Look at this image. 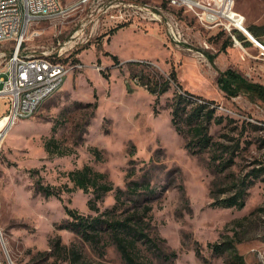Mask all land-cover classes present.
<instances>
[{"label":"rangeland","instance_id":"1","mask_svg":"<svg viewBox=\"0 0 264 264\" xmlns=\"http://www.w3.org/2000/svg\"><path fill=\"white\" fill-rule=\"evenodd\" d=\"M81 1L67 18L36 24L41 35L28 41L29 54L45 57L68 46L63 58L70 70L33 115L0 133V264H70L76 252L79 263L128 264L110 231L91 243L63 227L71 220L65 205L85 215L113 208L114 218L135 219L150 236L131 250L138 264H230L228 253L209 245L225 240L235 242L244 264H264V176L251 184L242 208L214 203L264 158V99L243 89L229 94L219 84L221 72L233 68L264 85V43L239 38L251 41L249 25L264 30V0H235L242 20L230 29L205 25L191 10L178 12L187 38L180 46L162 24L109 22L106 0H60ZM166 79L170 87L161 95L143 84ZM184 90L217 104L224 119L209 125L215 141H240L226 169L214 165L210 148L186 147L193 104L185 105L179 130L172 122L174 98ZM10 109L9 98L0 97V118ZM53 134L70 154H49L44 141ZM85 164L106 173L113 189L100 197L77 188L61 199L40 191L38 180L72 186L69 171ZM120 237L129 244L131 235ZM58 238L65 248L55 244Z\"/></svg>","mask_w":264,"mask_h":264},{"label":"trees","instance_id":"2","mask_svg":"<svg viewBox=\"0 0 264 264\" xmlns=\"http://www.w3.org/2000/svg\"><path fill=\"white\" fill-rule=\"evenodd\" d=\"M182 12V10H181ZM120 26V25H119ZM260 41L264 43L262 35L264 30H260L259 27L249 25L247 27ZM239 38L246 42L251 43L247 37L239 33ZM233 43V40L229 44ZM116 63H119V57L117 55H112ZM66 61V58L63 59ZM141 61H130V63H139ZM106 77L108 75L104 74ZM171 78L176 80L175 73ZM137 82H141L139 77H135ZM170 80L166 79L162 82H158L155 87H151L148 82H143L146 87L158 95L168 91L170 87ZM219 84L227 93L237 94L239 90L243 89L248 91L255 96H259L264 99V85L258 82L247 80L241 73L237 72L233 68H228L221 72L219 77ZM180 86V85H179ZM159 96H157V100ZM193 104L190 111L186 113V117L189 118V124L192 131V137L187 141L186 147L192 153H200L202 151L210 148L212 150L211 159L214 165L219 169H226L231 166L232 162L235 160L237 150L240 148V141H236L235 145H230L225 142L215 141L214 137L210 133V127L212 121L222 122L224 117L217 116V104L214 100L203 99L200 96L194 95L189 91H181L177 93L173 102L172 109V122L176 126L177 130L180 129L178 119L184 114L185 105ZM90 104V103H88ZM97 107V103L94 104V109ZM88 120V119H87ZM86 120V121H87ZM54 129H57L54 126ZM45 148L49 154L66 155L70 154L72 151L65 150L58 142L57 137L53 134L44 141ZM255 166L247 171L242 177L235 180L233 186L230 187V194L226 197L218 198L214 201L215 204L223 207H237L242 208L245 205V199L251 184L264 176V158L257 160ZM68 176L73 182L70 186L68 183L63 185H52L44 184L38 180V187L45 196H56L62 198V193L64 191H73L77 188L82 189L85 192H91L97 196H102L104 193L113 189V185L107 180L106 173L102 171L95 170L92 166L85 164L82 167L75 168L69 171ZM138 184V183H137ZM223 192H227L224 190ZM66 213L71 217L68 223H65L63 227L68 229H74L79 232L85 239L91 243L97 242V235L101 234V230H108L111 236L117 242L118 247L122 251L128 264H138L135 260V256L132 253V249L135 248L137 241L142 240L148 242L150 236L141 230L138 222L131 217H126L123 219L114 218L111 213L114 211L113 208L105 210L104 212L97 215H85L81 213L78 209L65 205ZM107 214V216L105 215ZM131 235V239L128 242L124 241L123 237H120L121 232ZM57 246L65 248V245L61 243L60 238L56 240ZM214 252L218 254L228 253L231 257L230 264H244V256L239 252V249L234 241L225 240L222 242H216L209 244ZM46 255H50L48 251H45ZM198 252V251H197ZM200 256L201 254L198 253ZM81 256L78 252L73 253L72 262L70 264H87L79 263Z\"/></svg>","mask_w":264,"mask_h":264},{"label":"built area","instance_id":"3","mask_svg":"<svg viewBox=\"0 0 264 264\" xmlns=\"http://www.w3.org/2000/svg\"><path fill=\"white\" fill-rule=\"evenodd\" d=\"M6 1L8 8H0V97L9 98L11 103L10 112L2 118L15 123L18 117L33 115L39 109V98L60 84L61 77L70 70L63 60L69 50L66 45L50 54V60L22 61V52H29L28 41L41 35L35 25L52 19L53 11H61V17L67 18L82 1L69 5L54 3V0ZM9 2H16V9H9ZM105 3L104 13L109 22L123 23L139 18L162 24L177 46L187 42L178 18L181 10L194 11L205 25L222 24L228 29L236 26L230 16L235 0H106ZM196 55L199 59L205 58L203 51H197Z\"/></svg>","mask_w":264,"mask_h":264},{"label":"bare ground","instance_id":"4","mask_svg":"<svg viewBox=\"0 0 264 264\" xmlns=\"http://www.w3.org/2000/svg\"><path fill=\"white\" fill-rule=\"evenodd\" d=\"M54 3H61L60 0H54ZM0 8H8V1L6 0H0ZM9 9H16V2H9ZM61 14V11H53V17ZM230 16L232 17L235 24H241L240 21L242 20L236 12H230ZM46 56L50 57V54H46ZM48 57L42 56L41 54L34 55L29 54V52H22V61H33V62H40L42 60H50ZM68 74V71L66 74H64L63 77L60 79V84L55 85L53 88L48 89V92H45L44 95L39 98V107L42 105V103L50 97L54 92H56L60 86L64 83V80ZM24 117H18L16 119H22ZM12 125V122L8 120V118H2L0 119V133L4 132L7 127Z\"/></svg>","mask_w":264,"mask_h":264},{"label":"water","instance_id":"5","mask_svg":"<svg viewBox=\"0 0 264 264\" xmlns=\"http://www.w3.org/2000/svg\"><path fill=\"white\" fill-rule=\"evenodd\" d=\"M247 31H248V33H249V35L251 36V38L252 39H250V37H248L251 41H256V42H258V43H260L261 44V42H260V40L249 30V29H246ZM247 35V34H246ZM248 36V35H247ZM262 45V44H261Z\"/></svg>","mask_w":264,"mask_h":264}]
</instances>
